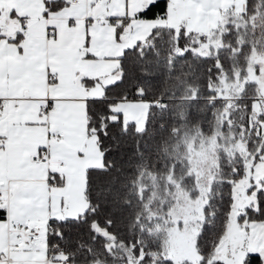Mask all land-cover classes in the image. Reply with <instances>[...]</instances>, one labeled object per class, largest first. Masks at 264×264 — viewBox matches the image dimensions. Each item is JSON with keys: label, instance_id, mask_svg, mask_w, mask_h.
<instances>
[{"label": "snow or ice", "instance_id": "6c2138e0", "mask_svg": "<svg viewBox=\"0 0 264 264\" xmlns=\"http://www.w3.org/2000/svg\"><path fill=\"white\" fill-rule=\"evenodd\" d=\"M0 264H264V0H0Z\"/></svg>", "mask_w": 264, "mask_h": 264}, {"label": "rangeland", "instance_id": "374dc122", "mask_svg": "<svg viewBox=\"0 0 264 264\" xmlns=\"http://www.w3.org/2000/svg\"><path fill=\"white\" fill-rule=\"evenodd\" d=\"M193 135H195V134H193ZM201 139L208 140V139H209V135H204L203 137H197V138H196V141H195V146H196V148H199V144H200V140H201ZM189 143H190V144L192 143L191 137H189ZM186 151H187V150L185 149V152H186ZM205 159H206L207 161L210 162L211 157L208 156L207 154H205ZM202 166H203V165H202ZM187 194H188V193H186V192H181V193H180L181 198H183V197L186 196Z\"/></svg>", "mask_w": 264, "mask_h": 264}, {"label": "crops", "instance_id": "0c3cea01", "mask_svg": "<svg viewBox=\"0 0 264 264\" xmlns=\"http://www.w3.org/2000/svg\"><path fill=\"white\" fill-rule=\"evenodd\" d=\"M52 22H55L54 20ZM82 33H81V43H82ZM47 45H48V50H54L56 49L58 46L56 44H53L51 40L47 41Z\"/></svg>", "mask_w": 264, "mask_h": 264}, {"label": "trees", "instance_id": "16d2710c", "mask_svg": "<svg viewBox=\"0 0 264 264\" xmlns=\"http://www.w3.org/2000/svg\"><path fill=\"white\" fill-rule=\"evenodd\" d=\"M196 131H197V129L194 127V128L192 129V134H195ZM204 135H209V134H208L207 132H205ZM166 139H171V137H168V138H166Z\"/></svg>", "mask_w": 264, "mask_h": 264}]
</instances>
